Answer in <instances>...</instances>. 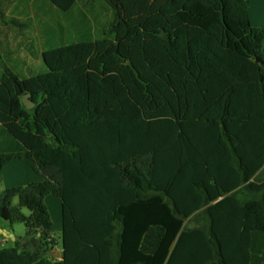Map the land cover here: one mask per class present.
I'll use <instances>...</instances> for the list:
<instances>
[{
    "label": "trees",
    "instance_id": "trees-1",
    "mask_svg": "<svg viewBox=\"0 0 264 264\" xmlns=\"http://www.w3.org/2000/svg\"><path fill=\"white\" fill-rule=\"evenodd\" d=\"M104 1L103 38L2 75L0 123L43 179L0 194V219L26 227L0 264H264V27L248 0Z\"/></svg>",
    "mask_w": 264,
    "mask_h": 264
},
{
    "label": "rangeland",
    "instance_id": "rangeland-1",
    "mask_svg": "<svg viewBox=\"0 0 264 264\" xmlns=\"http://www.w3.org/2000/svg\"><path fill=\"white\" fill-rule=\"evenodd\" d=\"M0 9L10 16L30 23L25 31L24 62L19 65V73L31 75L45 71L42 52L49 48L65 44L94 41L105 36L104 29L113 20V11L104 0H95L89 4L88 0H76L74 6L64 12L53 6L50 0H0ZM31 42L34 44V55H30ZM0 185V194L4 190ZM46 204L50 210L54 224V233L58 239L62 230V206L60 199L46 197ZM18 206V199L12 202ZM24 214L29 215L27 208H22ZM15 234L25 236L26 227L23 223H14ZM0 244V248H5Z\"/></svg>",
    "mask_w": 264,
    "mask_h": 264
},
{
    "label": "crops",
    "instance_id": "crops-1",
    "mask_svg": "<svg viewBox=\"0 0 264 264\" xmlns=\"http://www.w3.org/2000/svg\"><path fill=\"white\" fill-rule=\"evenodd\" d=\"M50 1L53 6L57 7L58 9L64 12H68L74 6L76 2V0H74V3L70 7V9L65 11L59 8L53 2V0H50ZM94 1L95 0H88V3L91 4ZM248 11H249L250 20H251L252 25L255 27H264V0H248ZM29 26H30V23H26L22 21V19L16 18L14 16H10L7 13H5L2 9H0V81H1L2 75L6 68H9L10 70L14 71L22 78L30 76V75L22 76V74L19 73V65L22 66L21 63H23L25 59L24 58V54H25L24 42H25V37H26L25 31L27 28H29ZM263 52H264V47H263ZM29 53L31 57L32 55H34V44L32 42H31V46L29 49ZM46 71H47V67L45 71L38 72L35 74L44 73ZM261 71L264 75L263 65L261 66ZM31 75H34V74H31ZM263 133L264 132H262V134ZM223 141L225 145L226 142L225 140ZM261 145L262 146L264 145V137H262L261 139ZM224 148L225 150L222 155H225V157L229 159L227 164L231 166L233 165V160L231 161V159L233 158L231 146L228 143H226ZM4 154H15L16 155L10 161H8L3 167H0V185L3 184L4 189L11 188V187L25 186L29 183L38 182L43 179L42 176H40L35 171L34 161L26 156V149H25L24 144L18 141L7 130V128L3 124L0 123V155H4ZM260 154L261 156L263 155L262 152ZM263 168L264 166L262 167V169H260L258 173V177L262 176V178L258 179V184H261L264 182V169ZM51 196L53 195H50L48 197H51ZM61 206H62V203H61ZM61 219H62V215H61ZM0 227L4 231L13 233L15 239L23 237L22 235L15 234L13 224H10L7 221L0 219ZM54 236H55L56 242L53 248L51 249L50 255L53 260L59 261L63 258L64 248L62 245L61 237L60 239H58L55 233H54ZM15 239L10 238V236H6L4 232H0V244L2 246L3 245L6 247L12 246Z\"/></svg>",
    "mask_w": 264,
    "mask_h": 264
},
{
    "label": "water",
    "instance_id": "water-1",
    "mask_svg": "<svg viewBox=\"0 0 264 264\" xmlns=\"http://www.w3.org/2000/svg\"><path fill=\"white\" fill-rule=\"evenodd\" d=\"M22 102L24 103V105L28 109H32L35 106V103L30 99V94L24 95L22 97ZM0 232H4L6 236H10V238L15 239L13 233H10L8 231H4L1 227H0Z\"/></svg>",
    "mask_w": 264,
    "mask_h": 264
}]
</instances>
